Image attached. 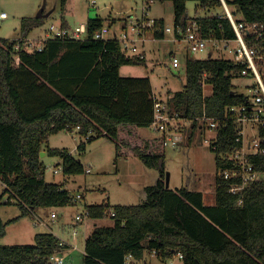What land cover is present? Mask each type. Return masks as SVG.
Wrapping results in <instances>:
<instances>
[{"label": "trees", "instance_id": "obj_1", "mask_svg": "<svg viewBox=\"0 0 264 264\" xmlns=\"http://www.w3.org/2000/svg\"><path fill=\"white\" fill-rule=\"evenodd\" d=\"M67 1L59 0L63 11ZM171 1L175 22L195 20L208 39L236 38L222 0H196L204 10L221 7L222 12L195 19L188 14L191 0ZM226 3L236 19L259 24L247 39L264 46V0ZM43 23L42 17H23L20 38H0V179L21 207L20 216L73 203L70 190L46 179L41 151L60 157L67 174L86 171L66 149L47 147L52 134L77 129L89 140H113L119 156L135 155L159 171L157 181L145 187L143 203L86 205L91 218L110 216L114 224L96 225L88 234L84 264H129L128 255L131 264H138L147 252L163 261L180 253L184 264H264V180L233 193L232 180L219 174L234 166L229 155L242 145L238 116L231 108L250 105V95L239 92L234 83L245 65L230 58L187 57L186 84L163 101L180 119L192 122L193 129L203 117L218 123L212 148L216 202L206 204L200 190L166 187L164 137L139 134V127L151 126L154 118L157 99L151 78L124 76L120 68L146 63V58L124 52L117 38H96L95 32L105 25L101 17L88 19L85 38L49 37L41 49L27 47L26 37ZM157 23L160 29H152L154 36L164 38L165 20ZM61 25L67 26L64 16ZM258 33L262 35L256 37ZM205 83L212 85L210 94L204 93ZM260 135L264 138V126ZM250 161L264 171L263 153L251 155ZM19 217L6 223L0 219V238L7 224ZM59 242L54 233L39 232L33 245H0V264H52L50 256L62 249Z\"/></svg>", "mask_w": 264, "mask_h": 264}, {"label": "rangeland", "instance_id": "obj_2", "mask_svg": "<svg viewBox=\"0 0 264 264\" xmlns=\"http://www.w3.org/2000/svg\"><path fill=\"white\" fill-rule=\"evenodd\" d=\"M47 1L45 11L52 10V13L44 17V23L36 29L37 34L34 36L35 40H32V48L42 44L47 29L51 25L62 24L61 15L63 13L69 20L71 28L82 24L86 26L89 18L101 17L105 21L104 26L109 28L106 37L112 35L114 31L122 34L127 30L131 37L137 39L139 47L146 50V63L126 64L120 71L121 75L149 76L160 97L165 95L167 97L169 93L172 95L174 91L183 89L187 82L186 56L190 55L194 58L231 57L223 40L217 42L209 40L206 49L199 52L190 51L187 42L174 41L171 32L167 33L164 38H156L152 31H146L143 41L141 39L143 37L136 36L130 29L131 19L136 23L137 19L143 16L141 0H69L64 11L59 0ZM42 5L43 0H0V11L8 14L7 18H0V38H17L21 33L22 18L37 15ZM187 9L191 19H195L196 16H214L222 12L221 7L204 10L196 0L188 1ZM146 12L150 18H164L166 26L173 27L175 23L171 0H158ZM238 17L241 15L239 14ZM86 36V32L82 33L83 38ZM26 41L28 47L29 40ZM229 46L237 48L238 43L233 40ZM173 54L180 59L178 65L173 63ZM260 66L264 71V64ZM234 83L239 92L250 94L252 92L250 86L255 83V78L252 74L239 76L234 79ZM211 92L212 85L205 83L204 93L210 94ZM177 121L184 134V140L178 147L167 145L165 148L167 171L170 172L169 187L176 189L187 186L193 190H200L204 193L205 203L214 204L216 202L217 165L216 153L212 148L217 130L210 128L209 123H205L204 119L199 121L195 129L190 121L183 119ZM240 126L243 125L239 122ZM244 126L246 139L250 140L257 135L258 125L256 123L248 122ZM141 132L150 138L161 135L153 126L142 128ZM82 143H85V147L78 148V145ZM47 147L66 149L81 161L85 169L90 168L89 172L72 174H67L63 170L54 174L49 168L46 170L48 181L61 184L70 190L73 196L80 193L83 197L68 205L43 207L35 213L20 216L22 210L16 198L11 197L9 192H5V187L0 182V219L6 223L20 216L19 219L7 224L6 234L0 238V245H33L37 233L51 232L68 243L60 252V255L65 257L63 264H83L85 240L92 228L96 225L114 224V219L110 216L95 219L86 215V205L143 203L147 199L145 187L157 181L159 171L147 166L135 155L119 156L113 140L105 136L89 140L77 129H62L52 134ZM42 159L48 167L62 163L58 156L46 154L42 156ZM53 212L56 214L55 217L52 216ZM78 214L83 215L82 220H76ZM146 259V261L142 260L137 263L166 264L156 254H150ZM173 260L175 264H184L178 255L173 257Z\"/></svg>", "mask_w": 264, "mask_h": 264}, {"label": "built area", "instance_id": "obj_3", "mask_svg": "<svg viewBox=\"0 0 264 264\" xmlns=\"http://www.w3.org/2000/svg\"><path fill=\"white\" fill-rule=\"evenodd\" d=\"M143 6V16L140 19H137V22L134 23L133 19H131L130 29L136 34V36L143 37L146 31H152V29H160L158 25L159 18H150L147 15L146 10L151 7L158 0H141ZM224 3L225 9L227 11V15L231 20V23L236 32V38L234 39H223L228 47L227 50L231 54L230 59L238 63H242L245 67L242 69V75L247 76L252 74L255 78V83L250 86L252 92L250 95V105L242 106V107H232L231 111L236 112L238 118V122L242 123L243 126L239 128V134L241 135L242 145L239 147H235L229 155V158L233 160L234 166L231 168L221 169L219 174L221 177L227 180H232L230 183V191L233 193L241 192L246 186L251 184L254 181L264 180V171H260L255 169L253 163L250 161V156L254 154L263 153L264 154V138L260 135V128L264 126V71L261 70L262 64H264V46H259L257 44H249L247 39V35L253 34L258 30L259 24L252 23L247 25L244 21L236 19L229 9L226 0H222ZM95 3V1H94ZM7 17V13L4 11H0V18ZM166 24V23H165ZM151 28V29H150ZM200 26L195 20H190L186 24L182 22H175L173 27L166 26L164 27L165 35L169 32L173 34L174 41H184L188 43L189 50L192 52L204 51L207 47V41L214 40L217 42L220 39H208L199 33ZM87 33V27L82 24L80 26H76L75 28H67L62 25L55 26L51 25L46 32V37L42 40V44L44 40L49 37L56 36H71L74 38H83L82 33ZM109 32V28L103 26L101 29L95 32L96 38H117L121 43V48L124 52L129 55H136L140 58H147L146 50L140 48L137 39L133 38L129 35V31H124L122 34H118L114 31L112 35L106 37V34ZM154 35V32H153ZM262 33H258L256 37H260ZM144 41V37L141 38ZM35 40V39H34ZM236 41L238 43L237 48H233L229 46L231 41ZM32 40H29L28 46L32 48ZM42 44L36 45L35 47L41 49ZM19 48V44L16 46ZM180 62L179 57L176 54H173V63L174 65H178ZM179 114L177 112H173L167 103L157 100L154 108V118L151 126H153L156 130L161 133V136L164 137V145H171L178 147L179 144L184 140V134L180 129L179 122ZM205 121H208V125L210 128H217V121L213 118L203 117ZM254 122L258 126L257 135L252 137L250 140L246 139V128L244 126L245 123ZM217 130V129H216ZM60 165V166H59ZM52 170L54 174L63 170L62 164L50 165L46 166V170ZM86 171H90V168H87ZM0 182L2 185L7 188V184L4 183L1 179ZM83 197L82 194H78L74 196L73 202L79 201ZM115 214L114 211L111 212ZM86 215H89L88 211H85ZM52 216L55 217L56 214L53 212ZM83 215L78 214L76 216V220H82ZM59 245L61 248H64L68 245V243L60 239ZM75 248V246H73ZM62 249L57 250L50 256V260L52 264H63L64 255H60ZM155 254V252H154ZM180 258H182V254H177ZM175 257V256H174ZM132 256L128 255V263L131 264ZM166 264H175L173 257L168 258L164 261Z\"/></svg>", "mask_w": 264, "mask_h": 264}, {"label": "crops", "instance_id": "obj_4", "mask_svg": "<svg viewBox=\"0 0 264 264\" xmlns=\"http://www.w3.org/2000/svg\"><path fill=\"white\" fill-rule=\"evenodd\" d=\"M69 1V0H68ZM68 1H67V4H68ZM47 3H48V1H47ZM67 6V5H66ZM63 13V12H62ZM61 16H64L65 17V20H66V22H67V28H71V26H70V22H69V20L67 19V17L64 15V13L61 15ZM7 17H8V14H7ZM7 17H5V18H7ZM30 17H37V15H35V16H30ZM5 18H1V19H5ZM162 19V18H161ZM164 19V18H163ZM39 26H35L34 28H33V30L28 34V36L26 37V39L27 40H33V39H35V34H37V32H36V29L38 28ZM20 32H21V30H20ZM32 36V37H31ZM21 37V33L18 35V37L17 38H20ZM31 37V38H30ZM17 38H10V39H17ZM187 57H191L190 55H188V56H186V58ZM230 58V57H229ZM124 67V65L120 68V71L122 70V68ZM151 82H152V80H151ZM152 85H153V83H152ZM153 91H154V96H155V98L156 99H159V100H162V101H166L170 96H171V94L169 93V95H167V97H166V95L165 96H159V94H158V92H156V90H155V88H154V86H153ZM168 91V90H167ZM176 91H178V90H176ZM175 92V91H174ZM163 97H166V98H163ZM142 128H146V127H139V134L142 136V137H146V138H150V136H147L145 133H142L141 132V129ZM154 137H156V135L154 136ZM47 145H48V143H47ZM46 155V154H45ZM159 178V177H158ZM62 186V185H61ZM63 187V186H62ZM64 188V187H63ZM93 229V228H92ZM92 231V230H91ZM88 236V235H87ZM86 236V237H87ZM85 253V246H84V250H83V254ZM150 254L147 252L146 253V256H145V261L147 260L146 258L149 256ZM146 263V262H145ZM83 264H84V259H83Z\"/></svg>", "mask_w": 264, "mask_h": 264}, {"label": "water", "instance_id": "obj_5", "mask_svg": "<svg viewBox=\"0 0 264 264\" xmlns=\"http://www.w3.org/2000/svg\"><path fill=\"white\" fill-rule=\"evenodd\" d=\"M46 5H47V0H43V5L41 6L38 14H37V17H48L50 16V14L52 13V10L46 12L45 9H46ZM46 154V151H41V156L45 155ZM170 186V172L167 171L166 173V187H169Z\"/></svg>", "mask_w": 264, "mask_h": 264}]
</instances>
